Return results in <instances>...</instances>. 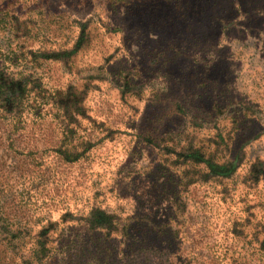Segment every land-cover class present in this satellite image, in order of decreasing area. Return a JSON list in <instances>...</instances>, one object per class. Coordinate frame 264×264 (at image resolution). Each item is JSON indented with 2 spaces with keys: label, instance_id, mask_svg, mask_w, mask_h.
I'll use <instances>...</instances> for the list:
<instances>
[{
  "label": "rangeland",
  "instance_id": "rangeland-1",
  "mask_svg": "<svg viewBox=\"0 0 264 264\" xmlns=\"http://www.w3.org/2000/svg\"><path fill=\"white\" fill-rule=\"evenodd\" d=\"M66 2L0 0V264H264V0Z\"/></svg>",
  "mask_w": 264,
  "mask_h": 264
},
{
  "label": "trees",
  "instance_id": "trees-1",
  "mask_svg": "<svg viewBox=\"0 0 264 264\" xmlns=\"http://www.w3.org/2000/svg\"><path fill=\"white\" fill-rule=\"evenodd\" d=\"M94 1L96 2V0H94ZM116 1L115 0H97V2L95 3V5L100 9V11L97 12V14H100V16H101V17H98L100 20H105L106 19V20L110 21L111 16L109 14H114L115 13V3H116ZM54 2H55V0H54ZM92 3H93V0H67L66 4H64V12L60 13L57 16L60 17V16H64L65 15L67 17V19L70 20V23H73V22H76V21H81L82 18H85V16H87V15H84V14H87V12H89V13L91 12L87 16V18L92 14V11H90L91 9L88 8V7H90L92 5ZM84 5L87 6V10L86 11H84V9H83L84 8ZM1 7H4V6H1ZM73 8H76V10H74ZM2 10H3V8L0 9V14H1L0 15V23H1V20L5 18V14H2ZM49 11H50L51 14L52 13L53 14H57L59 12L57 6L55 8H52ZM82 11H83V14L80 15V13ZM103 12H105V14H103ZM44 13H48V11H45ZM79 16H81V17H79ZM59 21H60V19H59ZM41 24H42L41 27L39 26L38 29L41 28L43 30V29L49 28L52 31V36H54V37L56 36V35H53L54 32L56 30H59L60 27H61V26L52 27V24L49 25L48 22L47 23L45 22V20L41 21ZM51 37L48 38L50 41H51ZM41 40H40L41 41L40 44H41V47L43 48L44 44L46 43L47 37L44 36L43 39H41ZM82 41H83V36L79 37V40L76 43H81ZM72 51L73 50L70 51V50L64 49V51H62V53L59 54L58 51L52 50L49 53H47L48 55H45L44 56L45 57L44 59H46V61L53 60L56 57H60V55H62V54H65V56L68 57V56L71 55L70 52H72ZM39 52L42 53L44 51H39ZM239 53L240 54H245L246 51L244 49H242V50H239ZM36 79L38 81V88L40 89V92L46 93V98H44L45 102L43 104H41V105H38L39 107L32 114V118L31 119H33V122L34 123L36 122L35 124H37L38 119L40 118V116H43L44 113H46L48 111V109L44 108L45 107V104H50L51 103V101H49L50 98H51V94L50 95L48 94V92L50 91V89H49V87H47V88L45 87V85L47 83L43 80L42 73L36 72ZM253 79L254 78H251V75L245 76V78L237 81L236 82V85H235V82H234L233 83V87L240 88L241 86H238V85H241L244 82L247 83V86H248L249 83L253 84L254 86H258L257 83L255 84V82H254ZM219 81H221V80H219ZM225 84H227V83L221 81L219 83V86L221 87V86H223ZM243 87H241V88H243ZM47 98H49V99H47ZM239 102L241 104H243L244 106H246L247 108L248 107L249 108L250 107H252V108L255 107V108L259 109V107H257L258 105H253V106L252 105H248V104L245 105V103H247V101L242 100V97L239 98ZM37 126H39V125H37ZM91 152H92V148L85 150V152L83 154H81L80 157L76 158V160L78 159L77 162L79 160L86 161V159H88V157L91 156V154H90ZM95 217H96V222L97 223L102 224V223L106 222V217L107 216H106L105 213L98 214V216H95ZM0 246H2L1 243H0Z\"/></svg>",
  "mask_w": 264,
  "mask_h": 264
}]
</instances>
